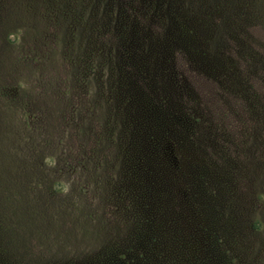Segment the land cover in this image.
I'll list each match as a JSON object with an SVG mask.
<instances>
[{
    "label": "rangeland",
    "instance_id": "1",
    "mask_svg": "<svg viewBox=\"0 0 264 264\" xmlns=\"http://www.w3.org/2000/svg\"><path fill=\"white\" fill-rule=\"evenodd\" d=\"M0 264H264V0H0Z\"/></svg>",
    "mask_w": 264,
    "mask_h": 264
},
{
    "label": "trees",
    "instance_id": "2",
    "mask_svg": "<svg viewBox=\"0 0 264 264\" xmlns=\"http://www.w3.org/2000/svg\"><path fill=\"white\" fill-rule=\"evenodd\" d=\"M181 8V1H172L169 22L167 16L157 14L156 17L158 26L162 31L161 33L164 34V37H166L168 42H170L172 51L177 50L180 53L181 50H183L189 53L194 51L197 47L198 28L195 25L201 26L203 24L206 27H211L209 22L214 23L212 17L215 13H217V9L215 8L214 11L212 9L210 12L208 10H204V12H201L200 10H193L194 19L196 21V23L193 24L190 23V18H185L180 14ZM156 101L157 100L150 97L149 103L146 105V109L148 111L154 109L153 105H155Z\"/></svg>",
    "mask_w": 264,
    "mask_h": 264
}]
</instances>
